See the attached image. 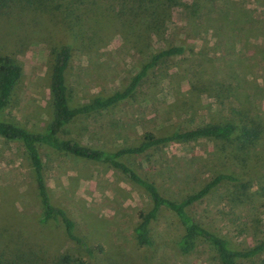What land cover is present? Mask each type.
Segmentation results:
<instances>
[{
	"label": "rangeland",
	"instance_id": "obj_1",
	"mask_svg": "<svg viewBox=\"0 0 264 264\" xmlns=\"http://www.w3.org/2000/svg\"><path fill=\"white\" fill-rule=\"evenodd\" d=\"M123 1H94L78 33L26 0H0V55L21 66L0 119L33 132L47 128L52 67L62 45L71 47L65 78L75 107L123 89L155 50L171 43L183 44L184 52L158 63L131 97L80 117L62 136L117 149L140 142L146 131L229 116L231 107L264 120V0H146L133 10ZM234 144L199 138L125 158L176 200L218 172H233L251 190L259 188L264 151H238ZM39 151L50 201L74 221L85 246L66 235L60 219L40 221L28 153L20 141L0 136V264H220L207 243L180 251L184 229L168 210L151 223L153 244L140 246L134 227L139 211L150 207L142 187L108 163L46 146ZM229 189L233 184L218 185L189 211L231 247H248L264 237V196L241 203L227 196ZM246 264H264V255Z\"/></svg>",
	"mask_w": 264,
	"mask_h": 264
},
{
	"label": "trees",
	"instance_id": "obj_2",
	"mask_svg": "<svg viewBox=\"0 0 264 264\" xmlns=\"http://www.w3.org/2000/svg\"><path fill=\"white\" fill-rule=\"evenodd\" d=\"M53 12L60 20L78 33L82 32L84 11L96 0H26ZM53 1V2H52ZM125 1V0H124ZM121 2L124 7L125 2ZM130 10L135 6L144 5L146 0H129ZM156 2L155 0H148ZM54 3V5H50ZM84 6V9L82 8ZM83 10H82V9ZM53 9V11H52ZM51 10V11H50ZM184 52L183 44H167L155 50L140 69L131 77L129 83L121 90H115L107 96H95L91 101L79 106L71 107L68 102V86L65 71L71 56L69 44L62 45L55 53L51 73L50 92L52 96L53 115L50 123L43 132H33L16 123L0 119V136L8 140L20 141L29 156L38 194L43 207L41 222L48 219H60L64 225L66 235L85 246V243L74 232V221L66 211L50 201L46 181L43 176V163L40 147L46 146L56 151H63L74 156L101 161L120 170L128 180L142 187L150 199V207L141 209L138 213L134 234L140 246H151L153 240L150 233L151 223L157 219L162 210L172 212L181 223L184 232L178 240L181 252L187 253L195 248L197 243H207L214 248L220 264H246L254 258L264 255V237L256 243L244 247H231L228 239L221 236L214 229L200 222L190 213L189 207L207 196L214 188L222 183L233 184V189L227 191V196L236 202H245L255 194L264 196V184L251 190L243 179L233 172H218L200 188L176 200L163 194L158 184L149 176L139 173L125 157L138 156L151 147L168 143H182L199 138L211 140L234 141L238 151H250V148L264 151V120L256 113L245 108H229V116L213 119L191 128L173 127L165 131H146L140 142L117 149L82 144L67 134V127L80 117L88 116L92 112L112 107L131 97L148 73L160 62L171 56ZM21 75V66L10 56L0 55V111L8 104L12 90ZM89 250V249H88Z\"/></svg>",
	"mask_w": 264,
	"mask_h": 264
}]
</instances>
